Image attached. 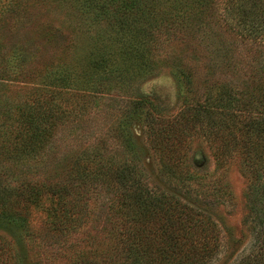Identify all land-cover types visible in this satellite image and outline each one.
Segmentation results:
<instances>
[{
	"label": "trees",
	"instance_id": "trees-1",
	"mask_svg": "<svg viewBox=\"0 0 264 264\" xmlns=\"http://www.w3.org/2000/svg\"><path fill=\"white\" fill-rule=\"evenodd\" d=\"M222 1L59 0L60 4L72 7L80 23L90 32L86 57L81 62L71 63L69 69L58 68L51 76L62 90L79 87L78 84L95 85L102 93L125 88L136 75L129 71L136 64L133 55L141 59L145 54L150 55L156 46V34L162 37V44H166L174 40L176 33L187 34L188 26L194 29L197 24L209 21L211 29L218 26L226 31L234 30L237 35L257 43L259 55L248 63L243 75L218 77L210 90L194 97L184 91L180 112L167 114L149 100H132L130 110L122 111L118 125H111L101 133L100 143L110 138L119 141L125 152L128 148L137 154L131 126L139 122L154 154L159 156L155 175L159 184L155 181L153 185L141 177V164L134 155H120L112 160L99 156L115 167L119 191L115 202L109 205L112 209L108 215V219L119 226L118 240L106 251L93 249L88 253L82 249L80 239L75 237L80 223L74 222L86 208L77 204L70 206L67 199L72 190L75 196L90 190L93 179L86 180L88 177L79 175V166L88 169V164L98 156L96 152L87 148L72 155L75 162L71 166L77 172L75 182L60 183L57 187L49 178L33 175L29 179L25 174H18L17 179H10L11 169L1 167L0 230L23 236L15 242L20 253L23 248H32L43 230L66 237V241L72 240L64 241L65 248L63 245L61 251V255L78 252L70 264H264V0ZM6 6L2 3L0 9L7 12ZM132 51L136 53L131 54ZM235 58L231 70H237ZM50 100L47 102L53 105ZM41 103L31 106L21 122L14 120L11 112L6 113L10 123L1 121V133L10 134L15 128L14 122L22 124L15 136L19 134L20 138L31 142L30 150L16 154L7 149L9 145L0 147V157L6 162L19 163L24 160L22 155L43 151L35 158L38 163L56 136L57 110L54 105ZM199 137L214 144L221 157H239L249 178L248 213L244 220L249 245L241 253L225 251L224 256L226 249L220 225L206 210L211 204V193L197 195L198 203L190 196L180 197L177 187H172L175 183L185 187L188 195L200 188L202 177L190 165L187 153ZM68 161L63 163L64 167ZM65 178L71 179L70 172ZM218 191L223 198L229 195L226 186ZM52 198L57 199V212L44 202ZM71 209H76L78 215L70 216ZM35 211L40 215L44 212L47 220L36 222ZM3 241L7 240L0 236V264H22V257L14 256L16 254L3 258L9 253L8 244L9 249L11 246L10 242L3 244ZM10 253L16 251L12 249Z\"/></svg>",
	"mask_w": 264,
	"mask_h": 264
},
{
	"label": "rangeland",
	"instance_id": "rangeland-1",
	"mask_svg": "<svg viewBox=\"0 0 264 264\" xmlns=\"http://www.w3.org/2000/svg\"><path fill=\"white\" fill-rule=\"evenodd\" d=\"M2 3L7 4V12L6 9H0V124L1 121L10 123L7 112H11L14 120L23 121V116L31 106L42 105L43 102L47 106H55L58 128L38 163L35 158L42 155L43 151L40 154L32 152L30 155H22L24 160L19 163L6 162L5 158L0 157V168L11 169L10 179H17L18 174H25L29 179L33 175L41 179L49 178V181L57 183V187L60 183L75 182L77 172L71 166L75 162L72 155L87 148L96 152L98 156L88 164V169L79 166L81 170L78 173L88 177L86 180L93 179L91 192L89 190L81 196H75L72 190L67 199L70 206L77 204L86 208V213L81 212L79 220L74 222L80 223L75 237L80 239L82 249L88 253L93 249L106 251L118 240L119 226L111 222L108 215L112 209L109 205L115 202L119 191L115 167L99 156L112 160L120 155H134L141 164V177L150 185L156 181L159 156L154 154L139 122H133L131 126L138 146L137 154L131 153L127 147L128 152H125L119 141L110 138L100 143L98 140L101 133L111 125H118L123 117L122 111L130 110L132 100H149L163 113L180 112L184 91L194 97L210 90V85L218 81V77L236 73L243 75L254 56L259 55V45L237 35L238 32L234 30L229 32L218 26L211 29L209 21L197 24L194 29L188 26L185 31L187 34L176 33L174 40L166 44H162V37L156 34V46L150 55L145 54L143 59L133 55L136 64L129 71L136 75L125 88L102 93L95 85L81 86L77 83L79 87L62 90L58 87L60 85L55 84V80H51V76L56 74L58 68L65 66L69 69L71 63L81 62L86 57L90 33L87 26L80 23L71 6L60 4L59 0H1L0 7ZM234 57L237 70H231ZM222 66L225 67L223 70L216 68ZM188 79L192 82L188 83ZM49 99L53 105L47 102ZM26 103L29 105L26 106ZM14 126L8 135L0 132V147L9 145L7 149L14 154L30 150L29 139L20 138L19 134L15 136L22 124L14 122ZM21 140V144L14 146V143ZM187 153L190 165L202 177L200 188L188 195L185 187L176 183L172 187H177L180 197L190 196L197 202V195L211 193V204L206 206V210L220 225L226 249L224 256L225 251L241 253L249 245L244 224L248 213L249 178L242 169L239 157H221L215 145L201 137L195 138ZM67 160L64 167L63 163ZM69 172L71 179L65 178ZM222 186H226L229 191L227 198L221 197L218 191ZM44 202L57 212L59 205L56 198ZM70 211L71 216L77 210ZM34 217L38 223L47 220L44 212L40 215L35 211ZM43 228H46L45 225ZM10 233L6 229L0 230V236L11 243V250L16 251L10 253L8 244L6 250L9 253L4 254V259L16 254L14 256L22 257V264H70L78 253L71 251L69 255H61L66 237H58L43 230L32 248H23L20 253L15 242L23 236ZM7 241H3V244Z\"/></svg>",
	"mask_w": 264,
	"mask_h": 264
}]
</instances>
